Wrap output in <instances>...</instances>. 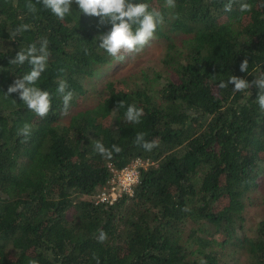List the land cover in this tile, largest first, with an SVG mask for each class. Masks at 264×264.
Here are the masks:
<instances>
[{
  "label": "trees",
  "instance_id": "obj_1",
  "mask_svg": "<svg viewBox=\"0 0 264 264\" xmlns=\"http://www.w3.org/2000/svg\"><path fill=\"white\" fill-rule=\"evenodd\" d=\"M27 2L0 0V264H97L96 258L99 264H229L223 249L237 242L250 264H264V218L253 234L237 233L251 192L264 180L259 89L219 87L232 75L251 82L264 72V0H246L250 12L239 10L240 0L230 12L228 0H176L174 9L165 0H134L164 15L155 33L165 46L163 73L151 78L144 71L137 84L141 77L131 74L112 78L106 97L68 115L58 81L74 93L70 111L86 95L89 78L116 61L96 38L112 25H100L75 3L61 21L36 0L37 12H29ZM21 23L30 30L10 40L8 31ZM41 38L51 53L35 85L51 94L43 118L18 93L5 95L31 70L9 60ZM244 59L247 73L240 71ZM120 101L124 107L117 109ZM133 103L144 110L139 124L125 122ZM25 123L32 129L27 138L17 134ZM138 132L158 147L136 145ZM99 139L122 151L102 157L93 147ZM137 157L149 164L134 192L97 202L112 166ZM100 230L107 233L103 243Z\"/></svg>",
  "mask_w": 264,
  "mask_h": 264
},
{
  "label": "clouds",
  "instance_id": "obj_2",
  "mask_svg": "<svg viewBox=\"0 0 264 264\" xmlns=\"http://www.w3.org/2000/svg\"><path fill=\"white\" fill-rule=\"evenodd\" d=\"M12 3L15 6V0H12ZM36 3H41L45 9L50 10L61 21L71 14V7L75 3L82 14L98 17L100 25L110 23L112 25L110 31L96 38L99 39L98 48L105 50L116 61H123L126 55L142 51L155 38L157 28L165 23L164 15L160 10L156 8H151L150 10L149 4L135 3L134 0H36ZM235 3H237V0H228L224 5V10L230 12ZM25 6L29 12H37L36 5L31 0H28ZM165 7L174 9L176 0H165ZM239 10L241 12H250L252 5L247 3L246 0H240ZM30 28L31 25L26 23L17 25L14 29L8 31L9 39L15 41L18 36H22ZM50 56L49 41L47 38H41L27 48H21L15 57L9 60L10 65L22 66L27 62L31 66V70L18 77L8 87L5 95L9 96L12 93H18L20 100L27 108L41 118L46 117L51 109V94L35 85L46 71ZM248 65L249 61L244 59L240 64V71L247 73ZM228 85H234V88H232L234 93H246L253 85H256L259 89L256 103L260 111L264 112V72L257 74L256 78L251 82L232 75L227 82L221 81L219 87L223 89L228 87ZM56 91L62 99L63 111L67 114L74 93L69 90L68 84L64 80L58 81ZM119 107H124L123 101L118 103L117 109ZM143 115V108L137 107L134 103L130 104L125 112V122L139 124ZM31 131V125L25 123L18 129L17 134L27 138L31 135ZM145 136L146 133L138 132L134 143L141 146L145 151L151 152L158 147V142L157 140L147 141ZM93 147L98 154L106 159H112L114 153L119 154L122 151L115 144L112 145L111 149L107 148L100 139L95 140ZM97 239L100 243L105 242L107 233L100 230ZM96 259L97 264H99L98 258ZM28 264H39V262L31 259ZM201 264H206V262L201 261Z\"/></svg>",
  "mask_w": 264,
  "mask_h": 264
},
{
  "label": "rangeland",
  "instance_id": "obj_3",
  "mask_svg": "<svg viewBox=\"0 0 264 264\" xmlns=\"http://www.w3.org/2000/svg\"><path fill=\"white\" fill-rule=\"evenodd\" d=\"M165 46L160 38L155 37L151 40L142 51L132 55H126L123 61H114L110 65L103 67L95 76L89 78L87 82V93L81 99L79 104L67 113L76 112L79 109L95 105L98 101L108 95L107 82L112 78L121 77L127 74L141 77L144 71L155 76V72L160 70L163 73V54ZM136 84L142 82L141 78H136ZM144 81V80H143ZM133 84L134 81H131ZM68 115V114H67ZM69 116L62 117V121L67 123ZM252 198L248 200L245 207V222L243 229L237 231L242 236V232L253 234L259 221L264 218V180L253 191ZM233 240V239H232ZM239 242L227 244L225 251L229 264H250L248 253L243 249ZM225 259V258H224Z\"/></svg>",
  "mask_w": 264,
  "mask_h": 264
},
{
  "label": "built area",
  "instance_id": "obj_4",
  "mask_svg": "<svg viewBox=\"0 0 264 264\" xmlns=\"http://www.w3.org/2000/svg\"><path fill=\"white\" fill-rule=\"evenodd\" d=\"M148 164V160L137 157L122 168L112 166V174L96 193V201L113 203L124 193L132 194L140 181L141 167Z\"/></svg>",
  "mask_w": 264,
  "mask_h": 264
}]
</instances>
